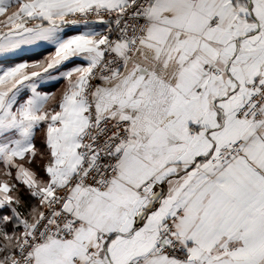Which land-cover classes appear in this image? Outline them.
<instances>
[{
	"label": "snow or ice",
	"instance_id": "snow-or-ice-1",
	"mask_svg": "<svg viewBox=\"0 0 264 264\" xmlns=\"http://www.w3.org/2000/svg\"><path fill=\"white\" fill-rule=\"evenodd\" d=\"M0 264H264V0H0Z\"/></svg>",
	"mask_w": 264,
	"mask_h": 264
}]
</instances>
